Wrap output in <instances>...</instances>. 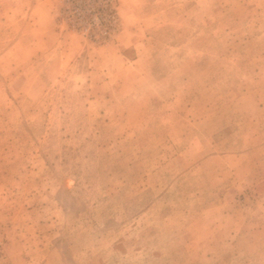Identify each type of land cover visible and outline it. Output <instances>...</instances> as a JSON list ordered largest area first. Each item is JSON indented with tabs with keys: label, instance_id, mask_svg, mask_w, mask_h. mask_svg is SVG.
<instances>
[{
	"label": "rangeland",
	"instance_id": "374dc122",
	"mask_svg": "<svg viewBox=\"0 0 264 264\" xmlns=\"http://www.w3.org/2000/svg\"><path fill=\"white\" fill-rule=\"evenodd\" d=\"M0 264H264V0H0Z\"/></svg>",
	"mask_w": 264,
	"mask_h": 264
}]
</instances>
